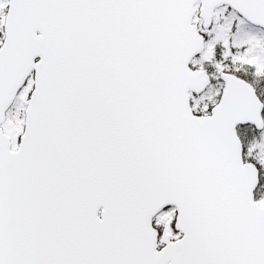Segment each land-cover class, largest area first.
Wrapping results in <instances>:
<instances>
[{
	"label": "snow or ice",
	"instance_id": "snow-or-ice-1",
	"mask_svg": "<svg viewBox=\"0 0 264 264\" xmlns=\"http://www.w3.org/2000/svg\"><path fill=\"white\" fill-rule=\"evenodd\" d=\"M0 264H264V0H0Z\"/></svg>",
	"mask_w": 264,
	"mask_h": 264
}]
</instances>
